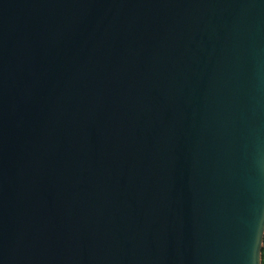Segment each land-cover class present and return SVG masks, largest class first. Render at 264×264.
I'll return each mask as SVG.
<instances>
[{"label": "water", "instance_id": "obj_1", "mask_svg": "<svg viewBox=\"0 0 264 264\" xmlns=\"http://www.w3.org/2000/svg\"><path fill=\"white\" fill-rule=\"evenodd\" d=\"M264 0H0V264H262Z\"/></svg>", "mask_w": 264, "mask_h": 264}, {"label": "trees", "instance_id": "obj_2", "mask_svg": "<svg viewBox=\"0 0 264 264\" xmlns=\"http://www.w3.org/2000/svg\"><path fill=\"white\" fill-rule=\"evenodd\" d=\"M262 264H264V247H263V252H262Z\"/></svg>", "mask_w": 264, "mask_h": 264}]
</instances>
